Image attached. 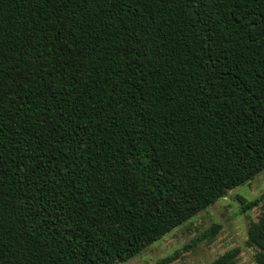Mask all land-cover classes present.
Instances as JSON below:
<instances>
[{
  "label": "trees",
  "instance_id": "1",
  "mask_svg": "<svg viewBox=\"0 0 264 264\" xmlns=\"http://www.w3.org/2000/svg\"><path fill=\"white\" fill-rule=\"evenodd\" d=\"M262 169L264 0H0V264L126 261Z\"/></svg>",
  "mask_w": 264,
  "mask_h": 264
},
{
  "label": "rangeland",
  "instance_id": "2",
  "mask_svg": "<svg viewBox=\"0 0 264 264\" xmlns=\"http://www.w3.org/2000/svg\"><path fill=\"white\" fill-rule=\"evenodd\" d=\"M264 212V169L227 191L203 210L175 226L136 255L115 264H209L237 249L225 264H259L256 248L247 243V227ZM216 224V231L201 237Z\"/></svg>",
  "mask_w": 264,
  "mask_h": 264
}]
</instances>
